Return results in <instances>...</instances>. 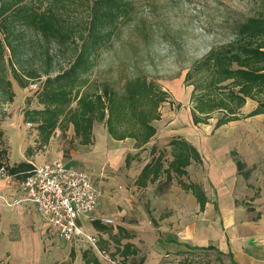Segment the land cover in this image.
Returning a JSON list of instances; mask_svg holds the SVG:
<instances>
[{"label":"trees","instance_id":"trees-1","mask_svg":"<svg viewBox=\"0 0 264 264\" xmlns=\"http://www.w3.org/2000/svg\"><path fill=\"white\" fill-rule=\"evenodd\" d=\"M254 2L258 8L231 26V37L211 46L185 72L183 84L191 87L194 125H207L216 118V130L230 122L264 116V0ZM78 6L84 11L73 15V7ZM132 9L129 0H0V100L12 102L13 81L20 88L40 81L34 92L39 108L23 113L25 120L35 124L40 144L56 128L63 135L72 129L80 145L93 144L95 124H102L114 141H133L136 150L155 137L154 122L160 120V107L169 99L167 91L143 74L117 85L92 76L98 58L111 47L117 24ZM248 100L257 106L242 114ZM167 146L171 158L166 166L164 151L156 153L151 146V159L142 167L137 187L155 183L163 174L167 183L173 175L182 178L192 162L200 161L185 139L173 137ZM131 158L126 155L127 165ZM237 165L241 168L240 162ZM1 168L19 182L33 165L27 161L9 165V147L0 126ZM177 183L195 195L203 209L207 199L200 185L179 179ZM93 226L103 228L98 223ZM206 249L213 247L201 250Z\"/></svg>","mask_w":264,"mask_h":264},{"label":"crops","instance_id":"crops-1","mask_svg":"<svg viewBox=\"0 0 264 264\" xmlns=\"http://www.w3.org/2000/svg\"><path fill=\"white\" fill-rule=\"evenodd\" d=\"M256 106L255 101L248 100L241 108V113L247 114ZM239 122H243L245 127L255 123L260 125L256 145L250 148L243 146L245 150H242L229 144L203 147L191 144L197 151L200 161L192 162L186 168V176H190L188 169L192 166L194 172L197 165L203 171L205 181L189 178L190 182L200 185L204 191L207 200L203 209L200 208L195 195L180 186H167L162 190L154 188L160 178L155 183H148L146 187H137L135 181L146 163L139 165L138 168H131L133 165L125 163L127 154L139 151L133 148L131 140H125L130 142V148L124 152L118 150L117 153L113 144H110V147H103L95 136L93 144L80 145L73 138L72 129H69L62 134L61 139L51 141L49 139L42 143L48 144L47 150L34 156L31 144L18 136L16 160H13V150L8 144L9 165L20 161L37 165L55 158L67 168L85 172V168L92 167L98 171L97 175H93L94 180L91 179L100 195L95 213L111 218L114 222L112 227L116 226V231L107 228L111 226L99 223L103 226L101 230L95 229L93 224L84 220L79 222L90 234L97 236V248L100 251L108 256L107 252L113 249L108 256L109 259L87 249L80 240L67 242L50 234L45 222L30 204L8 207L4 201L18 195L17 182L14 179L0 180V204L3 202L9 209H16V212H22L23 215L26 211L33 212V226L36 229L30 235L33 241L31 245L23 244L22 250L31 246L37 250L43 243L42 238L51 237L56 242L50 247L49 255L46 254L47 260L44 264H264V182L259 195L251 194L252 189L249 188L252 176L249 169H252L256 161H261L264 170V116L258 114L230 123ZM250 122L252 123L249 124ZM245 132L247 129L242 130V134ZM106 136L111 140L108 134ZM200 148L208 153V158ZM122 154L121 162L119 156ZM237 162L241 163V168ZM120 166L126 167L124 171L130 177L132 187L138 191L136 198L125 192H112L114 185L106 177L119 173ZM183 178L184 176L177 177L182 182L189 183ZM144 191L147 194L145 203L150 205L149 214L142 209L148 215L147 222L139 224L140 215L136 222L129 221V216L135 215L134 207L137 208V214L140 212L138 207L142 201H139L140 196L137 194ZM133 202L136 204H132ZM143 212L141 219H144ZM120 229L122 231H119ZM109 243L112 244L111 247ZM9 247L16 249V246ZM207 247L213 249L201 250ZM201 252H213L214 261H203L205 259L201 258ZM25 260L23 264H37L30 263L29 258Z\"/></svg>","mask_w":264,"mask_h":264},{"label":"rangeland","instance_id":"rangeland-1","mask_svg":"<svg viewBox=\"0 0 264 264\" xmlns=\"http://www.w3.org/2000/svg\"><path fill=\"white\" fill-rule=\"evenodd\" d=\"M129 1L133 5V9L127 19L117 24L111 47L103 51L98 58L92 76H95L98 81L106 80L112 85H117L120 80L136 74H143L159 84L169 95L168 101L160 107V120L154 123L157 128L155 137L139 152L132 151L130 153L132 155L130 164L133 165L131 168H138L139 165L150 160L151 146H155L158 152L164 151V161H166L164 165L166 166L167 160L170 159L167 143L173 137L185 139L197 147L229 144L233 148L238 147L245 150V148L256 145L258 126H260L256 123L251 124L252 122H250L251 125L246 127L243 126V122L229 123L215 130L216 118H212L207 125H194L191 121L189 107L191 87H186L183 84L187 68L203 56L211 46L228 40L232 35L231 26L243 17L251 15L258 8L253 6L254 0ZM83 11V7L80 9L78 6L73 7L72 13L80 16ZM74 18L76 19V17ZM29 85L26 88H20L13 81L14 98L12 102H1L0 100V126L4 131L6 145L9 144L13 150V160L17 158L15 150L18 136L25 138L31 144L34 156L44 152L41 148L42 143H38L40 137L35 124L33 123L29 129L25 128V123L28 121L23 117L24 111L27 108H39L35 93L29 88ZM245 129L247 132L242 134V130ZM106 135L102 124L94 125L93 139L95 136L101 146L110 147V144H113L114 151L117 153L130 148L129 141L112 142V139L110 140ZM200 150L208 158V153L202 148ZM122 156L123 154L119 156L121 162ZM124 168L126 167L120 166L119 173L106 178L114 185L112 192H125L136 198L138 191L132 187L133 185L129 181L130 177L126 175ZM194 169L195 172L193 166L189 168L190 176H184L183 180L190 182L189 178L191 177L195 180L205 181L200 166L197 165ZM249 170L252 173L249 188L253 191L250 193L256 196L263 188L262 162L256 161L252 169ZM85 172L92 180H94L93 175L98 173L92 167L85 168ZM160 179L154 188L158 187L157 189L162 190L167 186H179L175 175L170 183L165 181L164 174ZM137 195L140 196L139 201H142L138 207L140 212L137 214V208L134 207L135 215L129 216V221L136 222V218L140 215L139 224H143V221L147 222L148 215L146 213H150V205L145 203L147 195L145 191ZM1 203L0 264H16V262L23 264L26 262L25 258H29L30 263L44 264L50 253V247L56 242L51 237L42 238L43 243L37 250L32 246L22 250L23 244L31 245L33 241L30 236L36 230L33 226V212L26 211L23 215L22 212L18 213L15 211L16 209H9L3 202ZM142 212L144 219H141ZM112 226L107 228L116 231V226ZM11 245L16 246V249L9 247ZM109 245L111 247L112 244L109 243ZM86 247L91 249L88 245ZM104 248L106 249V247ZM112 251L113 249L110 250V252ZM110 252H107L108 256H110ZM213 257V252H201V258L205 259L203 261H214Z\"/></svg>","mask_w":264,"mask_h":264},{"label":"built area","instance_id":"built-area-1","mask_svg":"<svg viewBox=\"0 0 264 264\" xmlns=\"http://www.w3.org/2000/svg\"><path fill=\"white\" fill-rule=\"evenodd\" d=\"M29 88L36 92L40 88V81L31 82ZM32 126L31 122L25 123L27 129ZM61 136V130L56 128L49 141ZM47 147V143L41 144L44 151ZM32 165V170L16 184L18 195L5 200V204L8 207L30 204L43 219L50 234L67 242L80 240L85 247L88 245L99 256L109 259L97 248V236L90 234L79 222L84 220L89 224L97 222L105 226L114 223L111 218L96 215L99 192L87 173L67 168L55 158ZM0 180L12 181L13 178L1 168Z\"/></svg>","mask_w":264,"mask_h":264}]
</instances>
